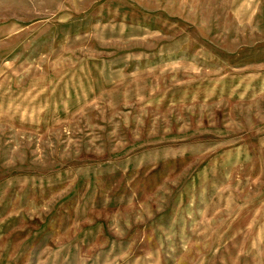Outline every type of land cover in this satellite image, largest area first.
Listing matches in <instances>:
<instances>
[{
    "label": "rangeland",
    "instance_id": "374dc122",
    "mask_svg": "<svg viewBox=\"0 0 264 264\" xmlns=\"http://www.w3.org/2000/svg\"><path fill=\"white\" fill-rule=\"evenodd\" d=\"M263 85L264 0H0V264H264Z\"/></svg>",
    "mask_w": 264,
    "mask_h": 264
},
{
    "label": "crops",
    "instance_id": "0c3cea01",
    "mask_svg": "<svg viewBox=\"0 0 264 264\" xmlns=\"http://www.w3.org/2000/svg\"><path fill=\"white\" fill-rule=\"evenodd\" d=\"M263 87H264V85H263ZM263 87H262V90H263ZM262 90H261V91H262ZM247 94H249V92H248V91H247ZM245 96H247V95H245Z\"/></svg>",
    "mask_w": 264,
    "mask_h": 264
}]
</instances>
